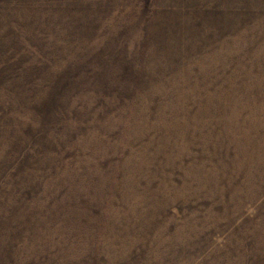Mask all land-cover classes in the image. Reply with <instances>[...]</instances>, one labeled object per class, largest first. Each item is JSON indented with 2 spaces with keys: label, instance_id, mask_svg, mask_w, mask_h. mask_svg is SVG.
I'll return each instance as SVG.
<instances>
[{
  "label": "rangeland",
  "instance_id": "rangeland-1",
  "mask_svg": "<svg viewBox=\"0 0 264 264\" xmlns=\"http://www.w3.org/2000/svg\"><path fill=\"white\" fill-rule=\"evenodd\" d=\"M0 264H264V0H0Z\"/></svg>",
  "mask_w": 264,
  "mask_h": 264
}]
</instances>
